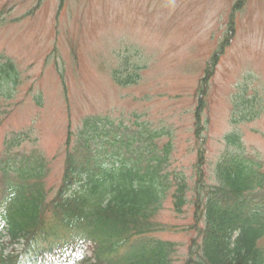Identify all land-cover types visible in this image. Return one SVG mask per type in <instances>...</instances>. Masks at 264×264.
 <instances>
[{
	"label": "rangeland",
	"instance_id": "rangeland-1",
	"mask_svg": "<svg viewBox=\"0 0 264 264\" xmlns=\"http://www.w3.org/2000/svg\"><path fill=\"white\" fill-rule=\"evenodd\" d=\"M235 1L0 0V55L22 72L12 98L0 101L10 111L4 120L0 115V159L5 140L21 133L28 139L23 149L37 146L49 161L47 187L56 191L69 132L95 116L144 135L171 131L175 148L167 170H188L196 154L197 90L228 39L205 81L206 156L215 162L225 149L224 136L240 132L247 152L264 162V112L251 123L230 121L231 100L244 88L257 90L264 107V0H246L234 12ZM126 55L147 66L138 83L119 86L112 70ZM169 139L156 140L163 145ZM192 212L177 214L167 202L157 218L166 230L155 236L179 245L175 264H183L197 235L188 229Z\"/></svg>",
	"mask_w": 264,
	"mask_h": 264
},
{
	"label": "trees",
	"instance_id": "trees-1",
	"mask_svg": "<svg viewBox=\"0 0 264 264\" xmlns=\"http://www.w3.org/2000/svg\"><path fill=\"white\" fill-rule=\"evenodd\" d=\"M245 4L236 0L233 11ZM225 44L208 62L205 84L197 90L193 133L202 146L205 81L214 75ZM144 68L127 58L112 77L128 85ZM19 83L16 64L0 55V101L10 100ZM255 92L244 88L236 93L234 124L251 122L263 113L261 96ZM9 113L0 103V115H5L1 120ZM161 135H140L108 117H84L80 130L69 132L55 193L47 187L50 167L44 153L37 146L23 149L28 139L21 133L5 140L0 159V264H175L178 243L155 236L166 230L157 218L167 202L177 214L188 207L193 211L188 229L197 235L190 240L183 264H264L261 158L248 153L241 134L233 132L224 137L225 149L215 162L201 148L195 150L196 160L188 170L169 172L175 138L170 133L160 145L155 139ZM68 250L72 253L66 255Z\"/></svg>",
	"mask_w": 264,
	"mask_h": 264
}]
</instances>
